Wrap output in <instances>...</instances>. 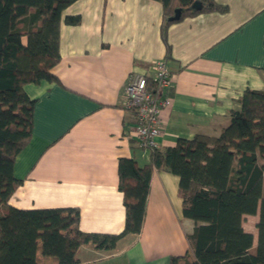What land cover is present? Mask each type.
Instances as JSON below:
<instances>
[{
    "label": "crops",
    "instance_id": "0c3cea01",
    "mask_svg": "<svg viewBox=\"0 0 264 264\" xmlns=\"http://www.w3.org/2000/svg\"><path fill=\"white\" fill-rule=\"evenodd\" d=\"M214 1L226 11L187 15L167 25L168 49L159 0L68 5L59 25L60 60L52 69L58 80L24 85L35 99L32 135L15 158L13 174L21 183L8 203L21 209L76 208L81 230L119 233L125 211L118 159L132 157L144 165L150 153L138 145L135 111L126 106L124 87L131 77H151L159 59L169 69L163 94L170 104L160 110L155 137L160 149L179 138L218 134L242 91L264 88V0ZM75 14L78 24L64 22ZM177 186L176 175L154 168L140 233L125 235L112 249L80 245L78 264H171L170 256H183L195 222L182 215ZM243 228L254 238L244 221ZM41 261L55 264L51 258Z\"/></svg>",
    "mask_w": 264,
    "mask_h": 264
},
{
    "label": "trees",
    "instance_id": "16d2710c",
    "mask_svg": "<svg viewBox=\"0 0 264 264\" xmlns=\"http://www.w3.org/2000/svg\"><path fill=\"white\" fill-rule=\"evenodd\" d=\"M74 1L0 0V264H44L41 260L48 258L55 264H78L80 245L112 249L125 235L140 233L154 168L178 177L182 215L195 222L186 235L188 251L170 256L171 264H264V88H245L216 135L196 134L173 146L149 148L144 165L132 157L119 158L118 189L125 211L119 233L81 230L76 208L21 209L8 203L21 183L13 174L15 158L32 135L35 99L24 85L58 80L52 69L60 60L61 14ZM159 1L167 49L169 23L227 9L214 0ZM194 1L201 6L193 8ZM64 22L76 25L80 16L66 15ZM256 213L253 244L243 217Z\"/></svg>",
    "mask_w": 264,
    "mask_h": 264
},
{
    "label": "built area",
    "instance_id": "2783aa9c",
    "mask_svg": "<svg viewBox=\"0 0 264 264\" xmlns=\"http://www.w3.org/2000/svg\"><path fill=\"white\" fill-rule=\"evenodd\" d=\"M153 75L136 73L124 87L126 106L135 111L133 133L137 143L143 148H154L155 137L161 131L160 110L170 104V99L163 94L169 85L170 72L164 59L153 63ZM148 79L152 86L148 85Z\"/></svg>",
    "mask_w": 264,
    "mask_h": 264
},
{
    "label": "rangeland",
    "instance_id": "374dc122",
    "mask_svg": "<svg viewBox=\"0 0 264 264\" xmlns=\"http://www.w3.org/2000/svg\"><path fill=\"white\" fill-rule=\"evenodd\" d=\"M255 220H256V215H250V216L244 218V220H243L245 227H247L251 230H254V233H255L254 238H253L254 244L256 242Z\"/></svg>",
    "mask_w": 264,
    "mask_h": 264
},
{
    "label": "water",
    "instance_id": "95a60500",
    "mask_svg": "<svg viewBox=\"0 0 264 264\" xmlns=\"http://www.w3.org/2000/svg\"><path fill=\"white\" fill-rule=\"evenodd\" d=\"M200 6H201V2L200 1H194L193 4H192L193 8H199ZM178 15H179V9H176L174 17L176 18V17H178Z\"/></svg>",
    "mask_w": 264,
    "mask_h": 264
}]
</instances>
